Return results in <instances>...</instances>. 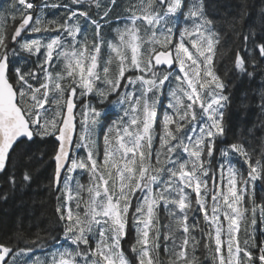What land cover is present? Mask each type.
Masks as SVG:
<instances>
[{"label":"snow or ice","instance_id":"6c2138e0","mask_svg":"<svg viewBox=\"0 0 264 264\" xmlns=\"http://www.w3.org/2000/svg\"><path fill=\"white\" fill-rule=\"evenodd\" d=\"M246 9L220 21L205 0H14L4 9L0 176L13 191L30 185L35 156L18 150L51 141L58 233L18 232L15 244L0 242V264H164L162 219L168 264H201V245L212 264H264V148L230 140L227 120L229 71L264 75V34L245 29ZM227 35L236 46L221 73ZM258 99L264 117V88Z\"/></svg>","mask_w":264,"mask_h":264},{"label":"trees","instance_id":"16d2710c","mask_svg":"<svg viewBox=\"0 0 264 264\" xmlns=\"http://www.w3.org/2000/svg\"><path fill=\"white\" fill-rule=\"evenodd\" d=\"M2 1H6V4H0V16L3 15L4 9L8 5L14 3V0H0V3ZM123 2L127 3L128 0H123ZM205 2L212 18L217 21L231 19L241 10L242 4H246L248 16L245 29L251 26L258 33L264 34V16L261 15V10L264 9V0H205ZM7 23L11 25L12 21L8 20ZM221 30L227 32V25L222 24ZM235 46L234 37L227 35L220 49L224 53V58L219 64L221 73L231 69V59L228 57V51ZM261 63L264 64V61ZM249 71H252V69L250 68ZM228 82L232 96L228 109L231 110V113L229 116L227 115L230 126L229 139L241 138L246 140L248 142L246 146L254 149L256 154L259 155L262 148H264V129L260 128V121L264 120V117L260 116L257 104L260 90L264 88V75H257L254 79H249L247 76L229 71ZM245 97L247 99H244ZM253 126L257 129L254 134L249 133V129ZM52 147L51 141L47 143L37 141L31 146L25 145L18 150V152H22L27 149L35 156L28 164L35 177L30 185L13 191L5 183V178L0 176V242L15 244L18 232L23 235L25 240L35 239L34 234L37 232L41 236L57 235L58 225L54 212L55 199L47 189L48 178L53 169V164L49 159ZM82 182H87L86 175L82 177ZM6 192L8 197L5 200L2 196ZM261 199H264V185L258 182L257 203L261 202ZM166 224L167 220L162 219L160 225L162 230L160 256L164 264H168V258L163 251V234ZM257 237L258 239H264L259 235V232H257ZM239 238L241 241L246 238L243 231L239 234ZM134 239L135 232L130 231L126 240L122 242L126 251L130 248ZM20 246L23 247V244ZM196 255L200 257L201 264H212L211 259H208L210 253L203 248V245L197 249Z\"/></svg>","mask_w":264,"mask_h":264},{"label":"rangeland","instance_id":"374dc122","mask_svg":"<svg viewBox=\"0 0 264 264\" xmlns=\"http://www.w3.org/2000/svg\"><path fill=\"white\" fill-rule=\"evenodd\" d=\"M0 4H6V1H2ZM230 113H231V110H228L227 115L229 116Z\"/></svg>","mask_w":264,"mask_h":264},{"label":"bare ground","instance_id":"6f19581e","mask_svg":"<svg viewBox=\"0 0 264 264\" xmlns=\"http://www.w3.org/2000/svg\"><path fill=\"white\" fill-rule=\"evenodd\" d=\"M233 140V139H232ZM3 197V196H2ZM203 261V260H202Z\"/></svg>","mask_w":264,"mask_h":264}]
</instances>
